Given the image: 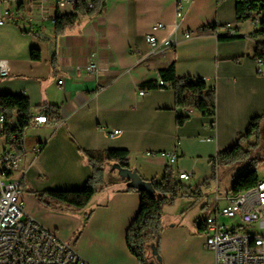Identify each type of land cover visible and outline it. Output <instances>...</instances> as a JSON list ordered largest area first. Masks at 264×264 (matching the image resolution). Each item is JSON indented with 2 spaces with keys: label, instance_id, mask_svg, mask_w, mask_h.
<instances>
[{
  "label": "crops",
  "instance_id": "1",
  "mask_svg": "<svg viewBox=\"0 0 264 264\" xmlns=\"http://www.w3.org/2000/svg\"><path fill=\"white\" fill-rule=\"evenodd\" d=\"M47 5L54 7L56 0ZM235 9V0H105L102 15L83 18L59 34L52 21L40 19V11L22 23L1 25L0 59L8 62L9 76L0 79V95L23 94L34 115L58 111L47 124L26 130L24 217L69 243L89 264H137L125 236L139 212L140 195L126 181L103 186L81 212L60 204L55 205L60 211L48 210L36 198L48 190L82 189L93 173L86 152L127 150L131 168L145 180H160L167 169L176 179L183 172L192 175L181 181L194 195L163 208L162 264H215L195 212L207 209L211 215L227 204L229 195L218 196L224 167L218 156L253 118L264 115V58L260 74L256 59L264 35L249 21L237 23ZM155 24L164 29L154 33L159 45L153 54L146 39ZM227 25L234 37L227 36ZM187 31L193 33L189 39ZM169 39L176 41L170 50L162 45ZM33 49L39 60L31 58ZM90 62L96 64L94 73L85 71ZM172 62L177 78H205L214 88L213 117L196 110L184 117L171 87H140L158 83L160 70ZM138 89L146 94L138 96ZM113 130L121 134L109 139L106 133ZM36 147L37 162L29 168ZM161 151H175L176 163L146 156ZM205 196H211V204L203 203Z\"/></svg>",
  "mask_w": 264,
  "mask_h": 264
},
{
  "label": "built area",
  "instance_id": "2",
  "mask_svg": "<svg viewBox=\"0 0 264 264\" xmlns=\"http://www.w3.org/2000/svg\"><path fill=\"white\" fill-rule=\"evenodd\" d=\"M188 2L189 0H183ZM15 9L10 0H0V26L6 23L19 24L31 19L36 11H40V19L50 20L54 23L60 10L74 9L76 0H56V5L51 7L48 0H15ZM89 8L92 5L88 4ZM179 11L181 6H178ZM262 14L249 20L251 26L260 28ZM163 24H155L147 36V43L151 53L158 48L156 32L163 30ZM227 36L234 37L235 31L230 25L224 27ZM192 32H185L184 37L189 39ZM170 50L176 45L174 40L162 43ZM257 72H262V60H257ZM87 73L97 71L96 64L90 62L85 66ZM9 76V65L0 59V79ZM206 82L205 78H201ZM160 87L169 88V84L160 80ZM138 96H144L146 90H137ZM192 92L187 90L185 97H190ZM215 107V104H214ZM183 116H190L195 110L190 107H180ZM48 118L44 114H29L20 118L17 112H8L0 106V264H89L84 261L69 243L59 239L54 233L40 225L34 218L24 217V200L22 185L25 172L21 170L22 158L27 152L26 130L47 124ZM109 139H114L121 134L120 130L106 133ZM179 142H177V146ZM40 148L33 149V158L29 165L35 166ZM146 156H159L165 159L168 165L177 161L174 152H146ZM189 173L179 174V180H189ZM228 220H235L237 224L228 225ZM258 224L264 230V179L257 185L237 195H231L227 204L217 209L202 223L201 229L206 237V247L214 251L215 264H264V235L246 230Z\"/></svg>",
  "mask_w": 264,
  "mask_h": 264
},
{
  "label": "trees",
  "instance_id": "3",
  "mask_svg": "<svg viewBox=\"0 0 264 264\" xmlns=\"http://www.w3.org/2000/svg\"><path fill=\"white\" fill-rule=\"evenodd\" d=\"M236 1V21L237 23L249 21L259 13L262 14L260 28L257 33L264 35V0H235ZM92 8L88 7V4ZM105 9V0H76L73 13L57 14L54 21L55 32H63L77 24L81 19L92 16H100ZM256 59L263 60L264 45H258ZM33 60H39L38 50L31 52ZM174 62L167 68L160 70V79L168 83L175 91L177 107H190L200 112L205 117L215 115L214 97L215 90L207 86L201 78H177L175 75ZM142 89H162L158 88L156 82L145 83L140 86ZM189 90L192 92L190 97H185L184 93ZM0 106L8 112H17L20 118H26L30 114V104L27 97L20 95H0ZM57 109H43L42 113L48 120L56 118ZM264 116V115H263ZM263 116L253 118L247 127L246 132L240 135L237 142L230 148L220 153L218 164H231L236 161L239 150V141L243 138H250L255 131H258L260 120ZM184 118H178V123L182 124ZM89 164L93 173L80 190H48L36 194L40 203L45 205L44 197H48L58 204L67 207L83 210L94 197L98 186L104 182V175L108 171L109 184L121 180L114 167L131 170L129 163V153L127 150L111 149L102 153L86 152ZM117 178H114L113 175ZM141 178V177H140ZM214 179V177H213ZM261 177L256 170L249 168L240 173L233 181L231 194L237 195L241 192L254 188ZM145 188L135 190L140 195V208L137 216L127 229L125 243L129 253L136 259L137 264H162L159 251L161 235L164 231L162 222L163 208L171 206L178 197L194 195L190 194V187H187L181 180L176 179L174 174L167 169L160 180H145ZM127 182V181H126ZM205 185H208L206 182ZM153 250L156 251L153 254Z\"/></svg>",
  "mask_w": 264,
  "mask_h": 264
},
{
  "label": "rangeland",
  "instance_id": "4",
  "mask_svg": "<svg viewBox=\"0 0 264 264\" xmlns=\"http://www.w3.org/2000/svg\"><path fill=\"white\" fill-rule=\"evenodd\" d=\"M259 126H260L259 130L255 131L250 138H243L239 141L238 143L239 150L237 153L239 158L236 161L232 162L231 164H225V166L223 167L222 169L223 172H221V174L219 175L220 182L217 186L219 187V194H218L219 197L222 198V197H226V195H229V196L232 195L231 194V188H232V183H233L232 177L236 178L240 173H242L246 169L252 168L256 170V172L261 178H264V116L260 120ZM113 177L117 178L115 174L113 175ZM108 180H109V176H108V171L106 170L105 175H104V182L101 184V186L100 185L98 186L95 195L103 189V186L109 184ZM217 187H216V183L214 182V184L212 185V188H213L212 195L213 196H215L216 194ZM204 199L205 201L203 203H207L209 201V203L211 204V196H205ZM192 200L194 202L198 201L197 198H194ZM38 202L40 203V201ZM44 202L48 210L60 211V210L55 209V205H57L58 203H56L55 201H52L48 197H44ZM90 202H92V200ZM196 205H198V202ZM60 206L67 207L62 204H60ZM87 206H89V204ZM67 208H70V207H67ZM70 210L74 212H78V211L81 212V210H77L73 208H70ZM168 210L171 212L172 215L174 214V210L172 209L171 210L168 209ZM195 213L199 217L197 219V223H202L210 215L207 209H200V208L197 209ZM225 223L232 226V225L237 224V221L228 220ZM246 230L249 232L259 233L261 235H264V230H260L258 224L251 226V227H247ZM67 231H70V229H67ZM161 241H162V238L160 239V244L162 243ZM166 245L169 248V239L166 240Z\"/></svg>",
  "mask_w": 264,
  "mask_h": 264
},
{
  "label": "water",
  "instance_id": "5",
  "mask_svg": "<svg viewBox=\"0 0 264 264\" xmlns=\"http://www.w3.org/2000/svg\"><path fill=\"white\" fill-rule=\"evenodd\" d=\"M117 172L118 176L122 181H127V187L128 188H134V189H141L145 188V183L142 182L139 174L136 170H126V169H120L118 167H114ZM156 251L153 250V254H155Z\"/></svg>",
  "mask_w": 264,
  "mask_h": 264
}]
</instances>
